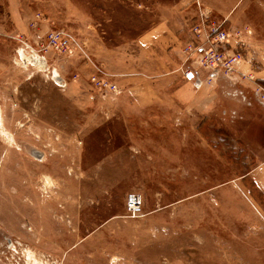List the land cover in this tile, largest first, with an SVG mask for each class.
Wrapping results in <instances>:
<instances>
[{
  "label": "rangeland",
  "instance_id": "374dc122",
  "mask_svg": "<svg viewBox=\"0 0 264 264\" xmlns=\"http://www.w3.org/2000/svg\"><path fill=\"white\" fill-rule=\"evenodd\" d=\"M213 24L236 73L188 59ZM55 31L84 74L19 40ZM0 32V264H264V0H0ZM97 67L119 96L95 95ZM187 68L212 74L190 112Z\"/></svg>",
  "mask_w": 264,
  "mask_h": 264
},
{
  "label": "built area",
  "instance_id": "2783aa9c",
  "mask_svg": "<svg viewBox=\"0 0 264 264\" xmlns=\"http://www.w3.org/2000/svg\"><path fill=\"white\" fill-rule=\"evenodd\" d=\"M197 35H201L202 31L195 29ZM206 41L204 46L196 47L194 42H190L188 46L189 57H193L195 53L201 55L200 65L206 70L211 71L214 74L223 72L228 75L231 73H236L238 66L240 65L243 54L230 48L229 39L232 36L230 30L225 29V27L218 26L214 24L209 28L208 33H206ZM19 40L23 45L30 49L33 53L42 54L47 53L51 50L54 52L69 56L81 55L88 59L89 56L85 47L78 42L72 35L64 31H55L47 36V38L37 45V50L31 48L27 42L22 38ZM192 57L190 59H192ZM97 75L91 78V89L95 92L97 97L107 98L119 96L121 94V89L115 81L111 80L108 74L103 72L101 68L97 67ZM185 79L187 81H195L196 74L192 70L185 73ZM210 81V79H209ZM144 200L139 193H130L126 199V213L131 218H138L143 215Z\"/></svg>",
  "mask_w": 264,
  "mask_h": 264
},
{
  "label": "crops",
  "instance_id": "0c3cea01",
  "mask_svg": "<svg viewBox=\"0 0 264 264\" xmlns=\"http://www.w3.org/2000/svg\"><path fill=\"white\" fill-rule=\"evenodd\" d=\"M1 33V32H0ZM191 41L188 40V43L186 44V53L189 56V51H188V46L190 44ZM190 60V57L188 58ZM188 59H186L187 61H189ZM186 66V63L182 65L181 69H183ZM74 67L77 69V71H81L83 74L85 72L86 67H89V61H85L82 64H79L78 66ZM190 71L189 68H187L185 70V72ZM196 74V80L191 82V81H187L184 77V72L183 74H179L178 75V81L179 84L176 87L174 94H173V98H175L176 102L178 104H181L185 110H187L188 112L193 111V109L196 111L197 110V105H198V98H204V94H200L198 95V92H200V89H202L205 85L207 80L211 77V73L210 75H208L207 77V73L204 71H199V70H195L194 71ZM62 85L63 88L66 89V91L71 94V95H80L82 94V92L78 90L79 87V83L78 79L76 78L75 80H65L62 81ZM81 82L85 83L84 79L81 80ZM197 89H199V91H197ZM79 92V94H78ZM203 95V96H202ZM78 97V96H77ZM99 98V97H98ZM93 99V98H92ZM208 101H211L210 98H208ZM204 102V101H203ZM207 102V100H206ZM206 107H209L206 106ZM207 109V108H206Z\"/></svg>",
  "mask_w": 264,
  "mask_h": 264
},
{
  "label": "water",
  "instance_id": "95a60500",
  "mask_svg": "<svg viewBox=\"0 0 264 264\" xmlns=\"http://www.w3.org/2000/svg\"><path fill=\"white\" fill-rule=\"evenodd\" d=\"M35 60H36V59H35ZM36 61H39L40 64H41L43 60H36ZM43 62H44V61H43ZM38 64H39V63H38ZM43 64H45V63H43ZM59 80H60V79H57L58 82H60Z\"/></svg>",
  "mask_w": 264,
  "mask_h": 264
},
{
  "label": "bare ground",
  "instance_id": "6f19581e",
  "mask_svg": "<svg viewBox=\"0 0 264 264\" xmlns=\"http://www.w3.org/2000/svg\"><path fill=\"white\" fill-rule=\"evenodd\" d=\"M0 123H1V115H0ZM31 256V255H30ZM34 262H35V260H34ZM41 263V262H40Z\"/></svg>",
  "mask_w": 264,
  "mask_h": 264
}]
</instances>
